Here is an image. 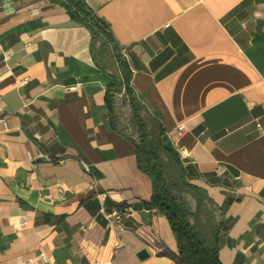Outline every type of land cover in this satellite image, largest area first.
<instances>
[{
  "label": "crops",
  "instance_id": "0c3cea01",
  "mask_svg": "<svg viewBox=\"0 0 264 264\" xmlns=\"http://www.w3.org/2000/svg\"><path fill=\"white\" fill-rule=\"evenodd\" d=\"M85 1L216 207L220 262L264 264V0ZM99 63L64 7L0 0V264H183L133 144L109 124L119 69ZM39 152L68 159L32 168Z\"/></svg>",
  "mask_w": 264,
  "mask_h": 264
},
{
  "label": "trees",
  "instance_id": "16d2710c",
  "mask_svg": "<svg viewBox=\"0 0 264 264\" xmlns=\"http://www.w3.org/2000/svg\"><path fill=\"white\" fill-rule=\"evenodd\" d=\"M51 4L65 8L70 20L86 27L90 34V52L94 61L106 63L113 60L119 69V76L114 77L107 87L104 105L107 109L109 124L112 129L122 134L135 148L138 168L146 173L152 184V192L147 204L162 214L175 237L177 257L183 264H222L218 257V232L222 221L216 218V207L210 209L211 199L201 188L188 182L185 169L175 148L167 142V136L161 123L154 117L157 135L151 137L141 118V111L146 108L144 98L137 94L131 83V70L122 47L115 40L108 23L99 17L85 0H48ZM104 65V64H103ZM122 91L135 120L138 140L126 135L116 125L114 97ZM163 156L174 165L178 182L170 181L165 175L166 162ZM187 189L195 194V206L191 211L175 190ZM214 205V204H213Z\"/></svg>",
  "mask_w": 264,
  "mask_h": 264
},
{
  "label": "rangeland",
  "instance_id": "374dc122",
  "mask_svg": "<svg viewBox=\"0 0 264 264\" xmlns=\"http://www.w3.org/2000/svg\"><path fill=\"white\" fill-rule=\"evenodd\" d=\"M114 112L116 115V125L126 135L130 136L135 141L138 140V132L135 124V120L131 114L130 108L127 102L122 97V91L117 93L114 97ZM149 113L146 108L141 111V118L145 124V128L151 137L157 135L156 124L149 117ZM167 142L171 144V141L167 137ZM164 162H166L165 175L170 181L178 182V176L174 171V165L170 163L166 157L163 156ZM178 197L183 200L188 208L193 211L195 206V194L187 189L175 190ZM210 209H215L212 203H208Z\"/></svg>",
  "mask_w": 264,
  "mask_h": 264
},
{
  "label": "built area",
  "instance_id": "2783aa9c",
  "mask_svg": "<svg viewBox=\"0 0 264 264\" xmlns=\"http://www.w3.org/2000/svg\"><path fill=\"white\" fill-rule=\"evenodd\" d=\"M122 53L125 55V49H122ZM11 54H12V51L10 49H7V50L4 51L5 57H9ZM26 81L27 80H25V79L20 80L18 82V85H23V84L26 83ZM3 114H4V111H3L2 100H1V96H0V123H3L5 129H7L6 121H5L4 117H3ZM177 132L179 134L182 132V126H178L177 127ZM34 137L37 138V139H40V135L37 134V133L34 134ZM175 150L178 153L179 158L181 160H183L184 156H185L184 148L181 147V146H177L176 145ZM27 155H28V159L30 161V164H31L32 168H36V166L38 164V162H37L38 159H40V160L43 159L44 161H51V162H54V163H63L64 161H66L68 159V157L51 158L47 154L40 153V152L36 156L31 155L30 153H28ZM82 166H83L84 170L89 171V166L88 165H86V164H84L82 162ZM114 216H115V218H118L117 212H114ZM90 226H92V224H88L87 228H89ZM38 255H39L40 259L43 262H48V255L46 254L45 251L41 250ZM22 261H23L22 258L18 256L17 257V262L20 263ZM26 263L27 264L33 263L32 258H28L26 260Z\"/></svg>",
  "mask_w": 264,
  "mask_h": 264
},
{
  "label": "water",
  "instance_id": "95a60500",
  "mask_svg": "<svg viewBox=\"0 0 264 264\" xmlns=\"http://www.w3.org/2000/svg\"><path fill=\"white\" fill-rule=\"evenodd\" d=\"M149 255L148 251L146 250V248H141L136 256L138 257L139 260H144L145 258H147Z\"/></svg>",
  "mask_w": 264,
  "mask_h": 264
}]
</instances>
